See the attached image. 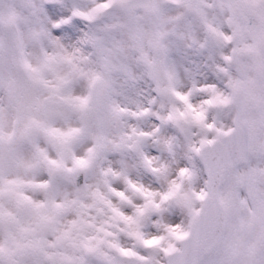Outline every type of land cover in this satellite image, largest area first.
<instances>
[{"label":"clouds","instance_id":"clouds-1","mask_svg":"<svg viewBox=\"0 0 264 264\" xmlns=\"http://www.w3.org/2000/svg\"><path fill=\"white\" fill-rule=\"evenodd\" d=\"M0 17L24 105L15 120L0 85V175L27 208L5 264H122L109 244L136 264H264V225L235 247L222 219L264 205V44L237 51L264 38V0H0Z\"/></svg>","mask_w":264,"mask_h":264},{"label":"snow or ice","instance_id":"snow-or-ice-1","mask_svg":"<svg viewBox=\"0 0 264 264\" xmlns=\"http://www.w3.org/2000/svg\"><path fill=\"white\" fill-rule=\"evenodd\" d=\"M103 7H108V5H103ZM99 11V9H98ZM7 21L14 24L16 21L15 12H11L7 16ZM3 22V18L0 17V23ZM217 35H220L217 33ZM225 42L231 39L228 36L221 37ZM251 43L245 44L241 49H238V54L243 53H255L257 48L264 44V38L260 35L255 34L250 37ZM243 42V41H241ZM24 68L27 71L35 72L36 70L31 67L30 64L25 62ZM39 82V81H38ZM6 84L10 93L13 97V108L15 110L14 119L19 121L23 111L24 105L15 95V85L12 81H4L0 79V85ZM237 87H241L238 83ZM81 104L84 101L80 102ZM221 105L229 103L227 98L219 99ZM8 123L7 117L0 112V140L4 139V127ZM38 126L40 131L45 135L54 136L56 131L48 129L38 125L37 121H30L29 127ZM13 134H15V129ZM227 135V133H224ZM18 182L14 179H7L3 175H0V248L6 246V244L12 240L19 239V232L23 228L24 220L26 219L27 208L20 202L19 193H17L14 188L9 186H14ZM197 199H203L202 196L197 197ZM223 222L228 226L230 232L232 233L231 240L235 247H239L244 242L246 236L258 225H264V205H257L251 209H248L246 214H239L238 211L231 205V203H225L223 206L222 214ZM170 234L175 240H183L187 236L186 232H182L179 229L170 230ZM145 247H151L153 245L159 244V240H145L142 241ZM109 247L115 249L119 256L124 258L122 264H136L135 257L138 255L133 249H125L119 247L116 244H109ZM162 251L167 255L173 251L172 246L169 245L167 248L162 249ZM0 264H5L3 259H0ZM15 264H30V261L25 259H18ZM39 264V261L36 262Z\"/></svg>","mask_w":264,"mask_h":264}]
</instances>
